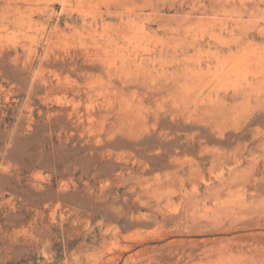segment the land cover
I'll list each match as a JSON object with an SVG mask.
<instances>
[{
    "label": "rangeland",
    "instance_id": "rangeland-1",
    "mask_svg": "<svg viewBox=\"0 0 264 264\" xmlns=\"http://www.w3.org/2000/svg\"><path fill=\"white\" fill-rule=\"evenodd\" d=\"M0 264H264V0H0Z\"/></svg>",
    "mask_w": 264,
    "mask_h": 264
},
{
    "label": "bare ground",
    "instance_id": "bare-ground-1",
    "mask_svg": "<svg viewBox=\"0 0 264 264\" xmlns=\"http://www.w3.org/2000/svg\"><path fill=\"white\" fill-rule=\"evenodd\" d=\"M216 168L217 166L213 162L210 169L213 171ZM246 175L247 173L245 175H240L239 171H235V176L230 177L231 182L229 186L224 189V186L229 181V178L222 179V171L218 172L217 178H219V180L221 181L217 187L213 188V190L209 192L208 196H197L198 194L196 195L192 193L186 200L180 203L182 205V211L179 214H176L179 211V209L176 207L167 211V213L165 214L166 222L176 224L181 221L182 223H188L189 221H193V223L197 225L201 223V217L203 218L205 216L206 219H210L212 217H220L223 210H225V201L222 196L223 191H225L226 195L230 196L234 194L235 191H238L237 187H241V185H243L242 183H245L246 187L247 182L250 183L252 180L251 176L247 178ZM237 178H239L240 180ZM253 185L255 186V184ZM259 190L261 191L262 188H259ZM207 198L213 202V205L211 207L206 206V202L208 201ZM201 201L204 202V206L202 207ZM172 205H175V202L169 199L167 201L168 209ZM202 211H205V214H203Z\"/></svg>",
    "mask_w": 264,
    "mask_h": 264
}]
</instances>
